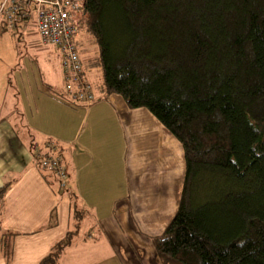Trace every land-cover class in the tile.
<instances>
[{
  "label": "trees",
  "instance_id": "trees-1",
  "mask_svg": "<svg viewBox=\"0 0 264 264\" xmlns=\"http://www.w3.org/2000/svg\"><path fill=\"white\" fill-rule=\"evenodd\" d=\"M78 23L98 92L146 109L183 148L158 264H264V0H83ZM73 241L68 231L38 264H60Z\"/></svg>",
  "mask_w": 264,
  "mask_h": 264
},
{
  "label": "crops",
  "instance_id": "crops-1",
  "mask_svg": "<svg viewBox=\"0 0 264 264\" xmlns=\"http://www.w3.org/2000/svg\"><path fill=\"white\" fill-rule=\"evenodd\" d=\"M25 60L18 69L0 67V240L11 234L9 259L0 244V264H38L77 224L74 210L83 235L60 264H158L152 239L178 210L181 144L146 109H130L118 95L98 93L88 108L71 106L60 62L57 75L49 61L34 72ZM50 140L67 171L64 192L33 161L34 150Z\"/></svg>",
  "mask_w": 264,
  "mask_h": 264
},
{
  "label": "built area",
  "instance_id": "built-area-1",
  "mask_svg": "<svg viewBox=\"0 0 264 264\" xmlns=\"http://www.w3.org/2000/svg\"><path fill=\"white\" fill-rule=\"evenodd\" d=\"M82 3L83 0H0V19L13 31L32 28L42 45L56 50L60 56L63 99L73 107L88 108L96 96L85 76L81 59L86 50L84 45L91 42L78 23ZM33 161L55 179L59 192L65 191L68 175L54 141L36 148Z\"/></svg>",
  "mask_w": 264,
  "mask_h": 264
},
{
  "label": "rangeland",
  "instance_id": "rangeland-1",
  "mask_svg": "<svg viewBox=\"0 0 264 264\" xmlns=\"http://www.w3.org/2000/svg\"><path fill=\"white\" fill-rule=\"evenodd\" d=\"M0 67L3 68L7 65H16L19 68L20 57L26 58L24 65L26 68L32 71L42 72L43 64L52 63V70L58 75L60 56L54 48L46 47L42 45L39 36L32 28L27 31H13L5 27L4 23L0 19ZM88 39L86 40L87 43ZM85 53L83 60L94 56L96 54V46L92 39L89 44L84 45ZM35 49L41 50L36 53ZM14 60V61H13ZM39 71V72H40ZM88 81L90 82L94 93L98 94V86L102 83L101 72L99 69L86 70L85 72ZM79 212V211H77ZM79 221L76 219V222ZM83 225L74 224V228L70 227V231L73 232L74 237H82L84 228ZM64 227V226H63ZM63 227L61 229H63Z\"/></svg>",
  "mask_w": 264,
  "mask_h": 264
}]
</instances>
